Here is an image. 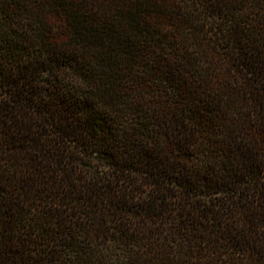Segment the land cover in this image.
<instances>
[{
    "label": "trees",
    "instance_id": "obj_1",
    "mask_svg": "<svg viewBox=\"0 0 264 264\" xmlns=\"http://www.w3.org/2000/svg\"><path fill=\"white\" fill-rule=\"evenodd\" d=\"M0 264H264V0H0Z\"/></svg>",
    "mask_w": 264,
    "mask_h": 264
}]
</instances>
